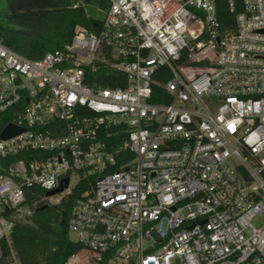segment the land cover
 I'll return each instance as SVG.
<instances>
[{
    "label": "built area",
    "instance_id": "obj_1",
    "mask_svg": "<svg viewBox=\"0 0 264 264\" xmlns=\"http://www.w3.org/2000/svg\"><path fill=\"white\" fill-rule=\"evenodd\" d=\"M220 1L108 0L40 58L0 39V239L27 186L66 179L41 200L77 194L67 264H264V0H226L232 26ZM101 67L125 85L90 83Z\"/></svg>",
    "mask_w": 264,
    "mask_h": 264
},
{
    "label": "trees",
    "instance_id": "obj_2",
    "mask_svg": "<svg viewBox=\"0 0 264 264\" xmlns=\"http://www.w3.org/2000/svg\"><path fill=\"white\" fill-rule=\"evenodd\" d=\"M108 0H0V39L11 49L29 57L40 58L46 52L68 43L77 25L97 32L102 22V11ZM236 3L230 10L226 0L217 6V16L222 26H232ZM107 72V74H106ZM90 83L103 86L125 85L119 71L101 67L94 72ZM123 78V79H122ZM161 88L155 84L154 92ZM153 101L167 102L168 98ZM46 191L38 186L25 188L26 203L33 204L30 222H17L9 238L0 239V264H9L14 256L18 264H67L69 258L83 249V245L68 236L67 218L76 193L53 204L41 200Z\"/></svg>",
    "mask_w": 264,
    "mask_h": 264
},
{
    "label": "water",
    "instance_id": "obj_3",
    "mask_svg": "<svg viewBox=\"0 0 264 264\" xmlns=\"http://www.w3.org/2000/svg\"><path fill=\"white\" fill-rule=\"evenodd\" d=\"M20 131H22V129L19 128V127H15V126H12V125H7V126L4 128V130L2 131L1 136H2L3 138H7V137H9V136H12V135H14V134L20 132ZM64 181H65V182H64V186H66V185H67V180L65 179ZM64 186L61 185V186H59V187L56 188V189H53V190L47 191V192H46V195H47V196H50V195H53V194H55V193H58V192H60V191L63 190V187H64Z\"/></svg>",
    "mask_w": 264,
    "mask_h": 264
},
{
    "label": "rangeland",
    "instance_id": "obj_4",
    "mask_svg": "<svg viewBox=\"0 0 264 264\" xmlns=\"http://www.w3.org/2000/svg\"><path fill=\"white\" fill-rule=\"evenodd\" d=\"M96 10H97V12L99 13V12H103V10L102 9H100V8H96ZM104 14V12L102 13V15ZM68 236H69V238L70 239H75V235H74V233H72V232H68ZM85 255H86V251H84V250H81V251H79L77 254H75V255H73L71 258H69V260H68V262H73V261H77V262H80V260H83L84 259V257H85ZM76 262V263H77ZM9 264H18V260L13 256L11 259H10V261H9Z\"/></svg>",
    "mask_w": 264,
    "mask_h": 264
}]
</instances>
